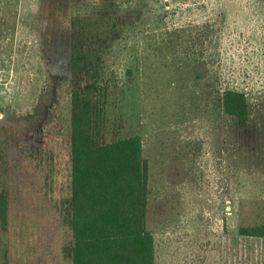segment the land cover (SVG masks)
I'll return each mask as SVG.
<instances>
[{
    "label": "rangeland",
    "instance_id": "obj_1",
    "mask_svg": "<svg viewBox=\"0 0 264 264\" xmlns=\"http://www.w3.org/2000/svg\"><path fill=\"white\" fill-rule=\"evenodd\" d=\"M264 0H0V264H72V19L116 16L82 45V84L106 96L108 141L139 136L156 264H264V31L226 29ZM226 90L250 120L227 116ZM227 252L228 255H224Z\"/></svg>",
    "mask_w": 264,
    "mask_h": 264
},
{
    "label": "trees",
    "instance_id": "obj_2",
    "mask_svg": "<svg viewBox=\"0 0 264 264\" xmlns=\"http://www.w3.org/2000/svg\"><path fill=\"white\" fill-rule=\"evenodd\" d=\"M116 16L72 19L71 199L67 222L73 243L65 249L72 264H156L155 237L148 229L150 168L141 137L108 141L106 96L82 84V45L118 32ZM224 113L245 128L247 95L226 90ZM8 201L0 194V224H8ZM240 235L264 239V224L243 226Z\"/></svg>",
    "mask_w": 264,
    "mask_h": 264
},
{
    "label": "crops",
    "instance_id": "obj_3",
    "mask_svg": "<svg viewBox=\"0 0 264 264\" xmlns=\"http://www.w3.org/2000/svg\"><path fill=\"white\" fill-rule=\"evenodd\" d=\"M228 6H229L228 9L231 8L232 6H235L236 15L233 16V11L228 10V14H226V23H225L226 29H229L230 26L231 27L234 26L236 31H239V29L245 27H246L245 31H249V32H255L257 30L264 31V12L259 10L256 12H248L245 13L243 17L241 15L240 7L238 6L237 2L235 3V5H233V3H229ZM249 120H250V110H249ZM248 124L245 128L248 127ZM224 255L226 256L228 255V253L225 252Z\"/></svg>",
    "mask_w": 264,
    "mask_h": 264
}]
</instances>
